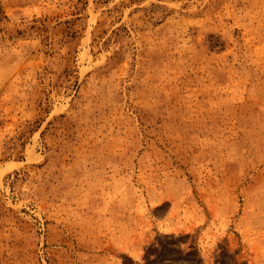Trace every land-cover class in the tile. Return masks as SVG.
<instances>
[{
	"label": "rangeland",
	"instance_id": "1",
	"mask_svg": "<svg viewBox=\"0 0 264 264\" xmlns=\"http://www.w3.org/2000/svg\"><path fill=\"white\" fill-rule=\"evenodd\" d=\"M0 264H264V0H0Z\"/></svg>",
	"mask_w": 264,
	"mask_h": 264
}]
</instances>
